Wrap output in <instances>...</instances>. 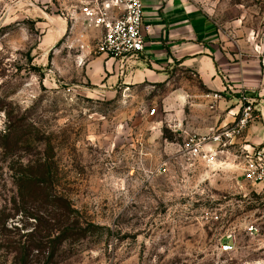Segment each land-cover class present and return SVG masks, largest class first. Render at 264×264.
Returning a JSON list of instances; mask_svg holds the SVG:
<instances>
[{
  "label": "rangeland",
  "instance_id": "obj_1",
  "mask_svg": "<svg viewBox=\"0 0 264 264\" xmlns=\"http://www.w3.org/2000/svg\"><path fill=\"white\" fill-rule=\"evenodd\" d=\"M80 1L0 0V209L15 194L11 166L49 155L57 192L98 227L61 245L52 264H264V186L243 181L234 161L188 159L172 128L227 125L218 103L240 98L177 65L164 81L101 91L70 59L72 25L88 26L73 16ZM185 1L212 18L236 63L251 49L264 57V0ZM29 123L2 147L7 125Z\"/></svg>",
  "mask_w": 264,
  "mask_h": 264
},
{
  "label": "crops",
  "instance_id": "obj_2",
  "mask_svg": "<svg viewBox=\"0 0 264 264\" xmlns=\"http://www.w3.org/2000/svg\"><path fill=\"white\" fill-rule=\"evenodd\" d=\"M142 3L144 21L149 26L145 49L138 60L124 66L96 53L101 29L78 25L75 21L70 37L74 46H69L74 54V58L70 56L71 63H82L86 81L101 91L109 88L105 85L117 81L124 86L164 81L168 70L177 65L195 71L209 90L231 92L238 98L251 96L258 120L246 128L243 141L264 152V57H255L251 49L247 57L236 63L226 51L228 47L222 42L220 28L193 3L185 0H142ZM74 12V19L83 20L79 8ZM231 103H218L226 122H232L239 111L240 104Z\"/></svg>",
  "mask_w": 264,
  "mask_h": 264
},
{
  "label": "trees",
  "instance_id": "obj_3",
  "mask_svg": "<svg viewBox=\"0 0 264 264\" xmlns=\"http://www.w3.org/2000/svg\"><path fill=\"white\" fill-rule=\"evenodd\" d=\"M33 128L32 123L7 125L2 147L16 145ZM11 167L15 194L10 208L0 209V249L10 257L9 264H52L61 245L78 242L98 229L82 222L78 211L57 192L49 155ZM12 219L16 224L9 226Z\"/></svg>",
  "mask_w": 264,
  "mask_h": 264
},
{
  "label": "built area",
  "instance_id": "obj_4",
  "mask_svg": "<svg viewBox=\"0 0 264 264\" xmlns=\"http://www.w3.org/2000/svg\"><path fill=\"white\" fill-rule=\"evenodd\" d=\"M78 8L88 26L102 31L95 44L96 53L124 66L143 54L149 25L144 21L142 0H83ZM257 120L254 98L242 95L239 111L227 125L205 134L187 133L181 123L172 128L183 135V152L188 159L212 167L234 161L243 181L264 186V152L243 141L246 128Z\"/></svg>",
  "mask_w": 264,
  "mask_h": 264
}]
</instances>
